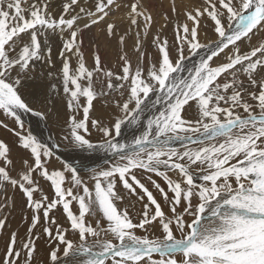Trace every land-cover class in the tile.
<instances>
[{
  "label": "snow or ice",
  "instance_id": "1",
  "mask_svg": "<svg viewBox=\"0 0 264 264\" xmlns=\"http://www.w3.org/2000/svg\"><path fill=\"white\" fill-rule=\"evenodd\" d=\"M0 129V264H264V0H0Z\"/></svg>",
  "mask_w": 264,
  "mask_h": 264
},
{
  "label": "rangeland",
  "instance_id": "2",
  "mask_svg": "<svg viewBox=\"0 0 264 264\" xmlns=\"http://www.w3.org/2000/svg\"><path fill=\"white\" fill-rule=\"evenodd\" d=\"M109 59L111 60L112 57H110ZM0 139H4L10 145L13 144V140H14V138L10 134H8L4 129H0ZM15 152L16 150L14 148V154ZM8 194L12 195L11 190H9ZM2 197H3V193H0V198ZM15 200H16V208L13 210L12 216L9 218V223L11 226V230H15L19 226V231L21 234H23L24 227L22 226L21 223L22 217L20 213V196L18 193L16 194ZM6 239H7V233H5L4 235H0V249L4 248ZM44 247H45L44 241L38 242V248L40 249L41 255L43 254Z\"/></svg>",
  "mask_w": 264,
  "mask_h": 264
},
{
  "label": "bare ground",
  "instance_id": "3",
  "mask_svg": "<svg viewBox=\"0 0 264 264\" xmlns=\"http://www.w3.org/2000/svg\"><path fill=\"white\" fill-rule=\"evenodd\" d=\"M152 2L159 7V5L161 4V2L165 5V7L167 6L169 0H152ZM185 3L188 2V0H184ZM177 3H180V0H177ZM171 33V26H169V34ZM113 59V57H112Z\"/></svg>",
  "mask_w": 264,
  "mask_h": 264
}]
</instances>
